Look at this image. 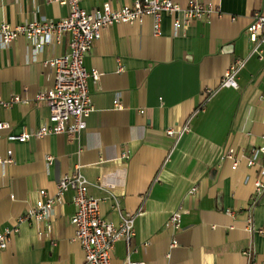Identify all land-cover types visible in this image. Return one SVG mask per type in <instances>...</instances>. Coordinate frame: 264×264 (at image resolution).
<instances>
[{"label":"crops","instance_id":"0c3cea01","mask_svg":"<svg viewBox=\"0 0 264 264\" xmlns=\"http://www.w3.org/2000/svg\"><path fill=\"white\" fill-rule=\"evenodd\" d=\"M133 1L80 0V5L92 13L106 2L118 8ZM172 1L185 7L188 0ZM199 1L211 2L219 14L177 31L173 17L163 15L157 37L149 19L102 31L84 58L85 69L99 73L97 81H87L93 111L74 137L7 140L47 122L49 109L35 98L54 82L52 69L43 63L68 51L69 36L40 52L22 38L0 44V99H21L8 111L0 110V121L9 123L0 131V159L12 151L11 162L0 164V233L18 228L0 253V264L83 263L70 223L71 191L46 220L18 223L40 193L54 195L58 179L73 171L101 200L103 219L118 225L126 213L141 212L130 260L247 264L242 253L251 248L264 263V234L257 233L264 228V196L249 214L257 169L247 167L243 158L253 146L264 145V60L250 57L237 75V89L216 90L203 110L194 112L203 92L217 88L234 59L248 56L246 29L253 13L264 11V0ZM67 14L66 5L47 0H0V25L58 21ZM186 123L188 130L178 139L167 135ZM226 152L238 159L235 170L231 161H220ZM47 157L53 158L50 164ZM104 175H116L122 184L101 189L98 181ZM194 187L197 193L191 194ZM177 209L181 223L173 233L167 221ZM173 237L177 246L170 249ZM126 257L127 245L116 243L111 264H124Z\"/></svg>","mask_w":264,"mask_h":264},{"label":"built area","instance_id":"2783aa9c","mask_svg":"<svg viewBox=\"0 0 264 264\" xmlns=\"http://www.w3.org/2000/svg\"><path fill=\"white\" fill-rule=\"evenodd\" d=\"M48 3H57L68 7V14L58 21H34L20 25H0V44L8 46L11 42L22 38L26 40L34 51L40 52L45 45L59 44L62 37L69 36L68 51L58 57L45 61L43 64L52 69L54 82L51 88L46 89L35 97L37 101L48 107L47 122L34 131L23 130L17 135H8L11 142L24 143L31 138L41 139L52 134H65L76 136L86 128V119L93 111V106L88 89V80L97 81V71H87L84 67V58L91 50L93 43L97 41L104 29L113 25H133L141 23L145 19L151 21L152 34L161 35V23L163 15L173 17L172 26L175 31L188 27L194 20H209L214 14H219L218 9L211 3H202L199 0H188L185 7H181L172 0H134L130 5L114 8L109 2L103 3L94 12H87L80 5V0H47ZM181 14V18L176 15ZM247 40L250 43V51L246 58H236L222 75L216 89H206L202 94L201 103L195 109V113L203 110L204 104L220 88L237 89V75L245 67L250 57L264 60V11H255L251 22L246 29ZM19 97H12L8 101L0 99V110H9L13 104L20 102ZM120 108L117 101L114 102ZM186 123L180 130H167L168 136L178 139L183 132L188 130ZM9 129V123L0 121V131ZM12 151H7L6 159H0V164L11 162ZM247 167H256L257 175L253 181V189L249 198L247 210L250 212L264 196V145L253 146L248 156L243 157ZM128 155L123 153L121 160L126 161ZM231 161V169L238 166V159L230 152H226L220 161ZM50 164L52 157H47ZM123 172H121L122 176ZM116 175H104L98 185L101 189L113 187L118 182ZM72 192L71 202L74 213L70 223L74 228V240L83 251L82 264H111V253L116 243L123 241L127 245V257L124 264H145L130 260L129 254L133 251L131 242L135 236V218L140 215L126 213L121 217L118 225L103 219L100 211L101 200L91 196L88 192L87 182L79 172L62 175L56 183L54 195L40 193V198L30 207L25 215L18 220L42 222L46 220L54 206L62 205L66 192ZM191 194H196L194 187ZM118 208V205L116 204ZM227 214L233 215L232 211ZM181 209L173 211L167 221V226L173 229V233L180 229ZM251 220L248 219L250 224ZM17 227L6 229L0 233V253L5 250L16 232ZM264 234V228L257 230ZM177 246L173 237L170 249ZM247 264H264L257 261L251 248L242 253ZM168 257V255H167Z\"/></svg>","mask_w":264,"mask_h":264}]
</instances>
